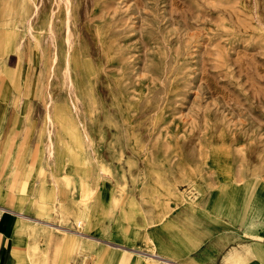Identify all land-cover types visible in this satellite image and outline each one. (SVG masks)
I'll list each match as a JSON object with an SVG mask.
<instances>
[{
  "label": "rangeland",
  "instance_id": "1",
  "mask_svg": "<svg viewBox=\"0 0 264 264\" xmlns=\"http://www.w3.org/2000/svg\"><path fill=\"white\" fill-rule=\"evenodd\" d=\"M48 110L74 124L53 156ZM0 111L56 184L53 222L115 246L122 222L137 252V222L251 195L264 249V0H0Z\"/></svg>",
  "mask_w": 264,
  "mask_h": 264
},
{
  "label": "crops",
  "instance_id": "2",
  "mask_svg": "<svg viewBox=\"0 0 264 264\" xmlns=\"http://www.w3.org/2000/svg\"><path fill=\"white\" fill-rule=\"evenodd\" d=\"M9 128L0 113V264H264V249L253 242L262 226L258 214L252 210L246 216L251 195L242 208L215 213L213 220L203 211L201 216L171 215L148 226L137 222V252L128 249L134 244L125 241L122 222L111 233L121 247L102 241L100 223L83 233L75 217L70 225L53 222L56 184L29 152L21 153L23 143L17 146L12 135L17 126ZM31 167L37 170L29 179ZM72 173L58 177L68 180Z\"/></svg>",
  "mask_w": 264,
  "mask_h": 264
},
{
  "label": "bare ground",
  "instance_id": "3",
  "mask_svg": "<svg viewBox=\"0 0 264 264\" xmlns=\"http://www.w3.org/2000/svg\"><path fill=\"white\" fill-rule=\"evenodd\" d=\"M66 1V0H65ZM67 3H69V2H67ZM71 4V3H70ZM66 5V4H65ZM66 7V6H65ZM69 10V9H68ZM67 10V11H68ZM70 10H71V8H70ZM69 13H67V15H68ZM68 18V17H67ZM68 21H69V19H68ZM67 21V22H68ZM65 24H66V21H65ZM69 28V27H68ZM30 32H31V29H30ZM67 32H68V29H67ZM31 36V35H30ZM72 41V40H71ZM66 42V41H65ZM69 42V41H68ZM73 42V41H72ZM69 44V43H68ZM67 47H68V45H67ZM73 47V46H72ZM71 47V48H72ZM57 48V47H56ZM55 48V49H56ZM64 48H65V46H64ZM58 49V48H57ZM70 49V48H69ZM68 50V49H67ZM74 50V49H73ZM67 55H68V53H67ZM53 58V57H52ZM56 58V57H55ZM65 59H66V57H65ZM53 61H54V59H52ZM56 61H57V59H55ZM66 61H67V59H66ZM54 65V64H53ZM54 67V66H53ZM67 67V66H66ZM56 68V67H55ZM62 68V67H61ZM60 68V69H61ZM64 68V67H63ZM68 70V69H67ZM52 71V70H51ZM53 72V71H52ZM62 72V71H61ZM67 71L65 70V73H66ZM64 73V72H63ZM62 74V73H61ZM68 75V74H67ZM59 77H61V75L59 76ZM65 77V76H64ZM69 77V76H68ZM65 79V78H64ZM66 79H68V78H66ZM65 79V80H66ZM63 80V79H62ZM64 80V81H65ZM69 80V79H68ZM67 82V81H66ZM70 82V81H69ZM67 84V83H66ZM71 84V83H70ZM69 84V85H70ZM64 85V84H63ZM65 86V85H64ZM73 87V86H72ZM69 88V87H68ZM71 91V90H70ZM74 91V90H73ZM66 93V92H65ZM73 93V92H72ZM75 93V92H74ZM51 94V93H50ZM71 94V93H70ZM50 96V95H49ZM76 96V95H75ZM69 99H70V97H69ZM51 101V100H50ZM77 101V103H78V100H76ZM56 103V102H55ZM66 103V102H65ZM49 104H50V102H49ZM75 105H73V107H74ZM51 108H53V107H51ZM77 108V107H76ZM65 112V111H64ZM47 120H48V122L50 123V124H52V126H56V132H55V137L54 138H52V137H50V141H49V143L51 144V150H50V155L51 156H53L54 155V149H55V144H56V139H58L59 138V140L57 141V143L59 144V142H61L60 141V137H61V135H62V131H63V129H65L66 127H68V128H71L74 124L73 123H70V127L69 126H67L68 124L66 123V120H64L62 117H59L58 116V114H56V113H54V114H51L50 112H49V110L47 111ZM49 125V124H48ZM50 126V125H49ZM48 126V127H49ZM55 126H54V128H55ZM47 127V126H46ZM59 127H60V129H59ZM62 130V131H61ZM50 132V131H49ZM52 132V131H51ZM70 132H71V135H70V140H69V145L67 146L68 148H69V150H70V152H71V154L73 153V148H75L74 146H76L78 143L77 142H80V139H77V136L76 135H73V131L72 130H70ZM51 134V133H50ZM49 139V138H48ZM61 139L63 140V137H61ZM24 142V141H23ZM48 143V142H47ZM49 144V145H50ZM75 152V155H74V153H73V155L74 156H77L80 160H82V154H77L76 152H77V149L74 151ZM58 154H59V157H58V159L60 158V156H61V154L59 153V152H56V155L58 156ZM70 154V153H69ZM49 155V156H50ZM264 205V204H263ZM263 219H264V217H262Z\"/></svg>",
  "mask_w": 264,
  "mask_h": 264
}]
</instances>
